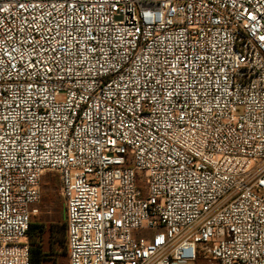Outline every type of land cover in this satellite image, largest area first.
I'll return each instance as SVG.
<instances>
[{
	"label": "built area",
	"instance_id": "obj_1",
	"mask_svg": "<svg viewBox=\"0 0 264 264\" xmlns=\"http://www.w3.org/2000/svg\"><path fill=\"white\" fill-rule=\"evenodd\" d=\"M46 173L69 264H264V0H0V264Z\"/></svg>",
	"mask_w": 264,
	"mask_h": 264
},
{
	"label": "trees",
	"instance_id": "obj_2",
	"mask_svg": "<svg viewBox=\"0 0 264 264\" xmlns=\"http://www.w3.org/2000/svg\"><path fill=\"white\" fill-rule=\"evenodd\" d=\"M64 212L63 204L62 217L48 227L30 223V264H60L68 259V231Z\"/></svg>",
	"mask_w": 264,
	"mask_h": 264
},
{
	"label": "rangeland",
	"instance_id": "obj_3",
	"mask_svg": "<svg viewBox=\"0 0 264 264\" xmlns=\"http://www.w3.org/2000/svg\"><path fill=\"white\" fill-rule=\"evenodd\" d=\"M36 212L31 217V222L48 227L57 222L63 215V200L57 176L46 173L41 180V198L34 206ZM47 241V237L45 238ZM60 264H69L68 259ZM196 264H215L208 260H200Z\"/></svg>",
	"mask_w": 264,
	"mask_h": 264
}]
</instances>
